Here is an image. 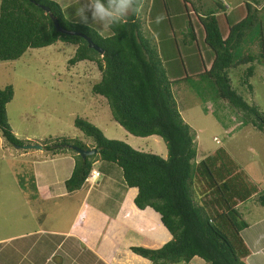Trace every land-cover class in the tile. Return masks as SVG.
I'll list each match as a JSON object with an SVG mask.
<instances>
[{"label":"rangeland","instance_id":"1","mask_svg":"<svg viewBox=\"0 0 264 264\" xmlns=\"http://www.w3.org/2000/svg\"><path fill=\"white\" fill-rule=\"evenodd\" d=\"M55 1L62 6L69 22L86 25L103 36L109 35L108 28L93 21L90 13H85L87 19L78 15L80 8L87 7L88 0ZM186 1L142 0L138 20L144 35L157 48L168 78L173 82L172 92L178 109L195 135L197 158L205 154V158L213 157V170L218 164L219 169L225 168L227 171L228 167H223L226 161L231 169H238L230 183L231 188L237 191L234 197L229 196V206L232 208L244 196L248 199L255 193L258 190L257 181L264 177V133L251 124L242 126L244 119L236 109L226 101L215 98L211 79L200 76L205 69H211L215 54L205 45V32L199 19L215 13L220 31L226 36L229 26L245 19L246 4L249 3L258 11L256 16L259 20L254 28L259 34L261 29L264 36V0ZM190 22L197 37L196 43L192 44L187 35ZM241 48L242 55L251 53L257 57V61L232 67L228 69V75L233 89L264 115V59L259 57V40L254 38L243 42ZM75 51V46L58 43L48 48L29 49L16 61L0 62V89L11 86L14 90V98L7 105L8 122L14 135L21 141L41 147L63 140H78L91 145L92 141L86 139L74 125L75 119L80 118L100 129L109 140H118L138 151L167 158L166 144L160 137L136 138L113 120L106 100L92 92L93 86L101 79V72L95 63L87 61L70 66L68 61ZM251 65L255 66V74L248 81L252 87L250 90L244 80L246 69ZM187 76L188 80H183ZM73 154L70 149L60 153L44 149L24 151L9 144L0 131V264L46 262V257L53 251V247L46 244L48 237L32 236L37 232L35 228L43 222V214L40 220L37 219L40 209L34 203L37 190L33 180L37 181L36 175L41 172H51V178L66 177L69 172L64 167L68 164V169L72 168L71 159L75 161ZM219 172L223 174L222 170ZM248 173L252 175L249 177ZM199 177L195 176L194 179V200L205 207L208 202L206 196L214 199L215 209L207 210L209 216H214L225 207L219 193L223 189L217 190L215 187L212 190ZM116 183L113 180L102 186L107 191L105 202H102L104 208L111 212L121 210L127 204L132 208L137 191L128 189L124 190L127 193H119L112 187ZM200 184L205 185L207 193L200 190ZM261 186L264 187V183ZM74 194L59 200L57 206L42 208V211L49 210L43 211L45 219L41 228H57L58 225L67 224L76 210L73 201L76 202L78 197ZM95 199L92 197V201ZM108 209L104 211L108 212ZM63 216H66V221L60 222ZM24 232L27 233L24 239L17 237L16 241L5 243L11 236ZM161 234L156 231L150 237L156 238ZM203 264L207 263L203 261Z\"/></svg>","mask_w":264,"mask_h":264},{"label":"trees","instance_id":"2","mask_svg":"<svg viewBox=\"0 0 264 264\" xmlns=\"http://www.w3.org/2000/svg\"><path fill=\"white\" fill-rule=\"evenodd\" d=\"M141 5L142 0H133L126 19L107 26L109 35L103 36L86 25L69 22L62 6L55 0H0V62L16 61L29 49L48 48L58 43L75 46L76 51L68 64L75 66L87 61L97 65L102 76L92 92L106 100L113 120L131 136H157L164 141L166 159L138 151L127 143L109 140L100 129L77 118L75 127L92 141L91 145L78 140H63L43 147L52 153L65 149L74 152L75 166L71 177L65 182L69 192L84 187L94 164L99 161L105 167V174H120L124 186L137 191L134 205L138 210L150 209L158 215L172 240L161 249L132 248L133 253L153 264H189L194 258L207 264H246L244 260L251 252L241 232L248 225L237 210L229 206V196L234 197L233 194L237 193L231 188V177L225 168H211L214 165L211 164L213 157L196 164L198 152L195 135L181 116L172 92L173 82L168 78L157 48L142 32L138 20ZM246 10L245 19L230 27L226 39L222 36L215 13L200 17L205 45L215 54L211 69H205L200 76L211 79L215 98L226 101L236 109L244 119L242 126L251 124L264 133V115L233 89L228 75V69L232 67L257 61V57L251 53L242 55L243 42L254 38L259 40V57L264 59V36L261 29L259 34L254 28L259 20L256 16L258 11L249 3ZM51 16L63 29L91 39L104 54L100 55L90 48L83 37L58 32ZM187 35L191 44L196 43L191 22ZM254 74L255 66L251 65L246 69L244 80L250 90L252 87L248 81ZM13 98L11 86L0 89L2 137L14 147L29 145V141L19 140L9 125L7 105ZM75 147L86 151L96 149L98 152L83 159L73 150ZM221 170L223 174H220ZM198 175L199 180L203 179L212 190L215 187L217 190L223 189L219 193L225 207L214 216H209L206 208L194 200V179ZM204 187L201 185L200 190L207 193ZM258 202L264 206V191L259 194ZM214 203L213 199L206 206Z\"/></svg>","mask_w":264,"mask_h":264},{"label":"crops","instance_id":"3","mask_svg":"<svg viewBox=\"0 0 264 264\" xmlns=\"http://www.w3.org/2000/svg\"><path fill=\"white\" fill-rule=\"evenodd\" d=\"M206 156L205 154L204 157L197 158L196 164L210 157L205 158ZM164 159L166 158L164 157ZM71 161L73 162H71L72 168L70 170L68 169V164L64 167L66 172H69L66 177L51 178V172H41L36 175L37 181L33 180L37 190L34 203L40 209L37 219L40 220L43 214V222L45 219L43 211H48L49 208L43 211L42 208L52 205L57 206L60 203L59 200L72 196L74 193L78 197L76 202L73 201L76 204V210L71 214L65 226L58 225L57 228H41L42 222L41 225L35 228L37 232L28 234L29 236L34 233L33 237H48L46 244L53 247V251L46 257L44 264H153L148 259L133 253L131 249L158 250L172 240V236L162 226L158 215L150 209L138 210L134 205V200L133 209L129 207V204L116 212H111L108 208H104L102 202H105V192L107 191L102 189L103 185L116 180L117 183L112 187L117 192L127 193L126 191L129 188L124 186L120 174L119 176L117 174L112 176L111 174V177L109 172L105 174L103 172L105 167L101 166L99 161L94 164L93 169L101 173L100 179L102 181L98 182V185L93 188L90 186L88 188V185L85 184L82 189L69 192L65 187V182L71 177L72 169L75 166L73 158ZM224 166L228 167L227 171L231 179L237 175V167L231 169L228 166V161H226ZM218 168L219 165L217 164L216 169ZM248 175L250 177L252 174L248 173ZM231 179L230 182L232 181ZM262 179L257 181L258 190L255 193L251 194L248 199L244 196L239 203L234 205V209L237 210L248 225L241 232L242 239L251 252L250 256L244 260L246 264H264V206L258 202L259 194L264 191V187L261 186L264 183ZM45 189L47 191H44ZM92 197L96 199L92 201ZM206 199L211 201L208 196H206ZM215 207V203L208 207L205 206L206 210H214ZM105 209L109 211L105 212ZM65 219L66 216H63L60 222L66 221ZM156 231H160L162 234L156 238L150 237ZM163 234V239H161ZM17 237L24 239L27 237V233L11 236L5 240V243L12 240L16 241ZM189 264H203V260L194 258Z\"/></svg>","mask_w":264,"mask_h":264},{"label":"clouds","instance_id":"4","mask_svg":"<svg viewBox=\"0 0 264 264\" xmlns=\"http://www.w3.org/2000/svg\"><path fill=\"white\" fill-rule=\"evenodd\" d=\"M132 3L133 0H107V4L105 3V0H88L87 7L80 8L78 10V15H80L84 19H87L85 13H90L93 21L100 22L102 25L107 27L112 24H116L125 20L129 9L132 7ZM228 34L225 36V38L222 34L223 38L226 39ZM23 146H27V145H23ZM23 146H19L20 149H22L21 147ZM31 150H35V149H31ZM93 171H97V170L93 169L90 175L92 174ZM90 175L87 177L85 184L93 188L94 186L98 185V180L100 177L95 181V185L94 184L92 185V183L88 181Z\"/></svg>","mask_w":264,"mask_h":264},{"label":"water","instance_id":"5","mask_svg":"<svg viewBox=\"0 0 264 264\" xmlns=\"http://www.w3.org/2000/svg\"><path fill=\"white\" fill-rule=\"evenodd\" d=\"M45 11L49 12V9L45 8ZM51 19H52V21H53V23H54V25H55V27H56V29H57L58 32L63 33V34H69V35H75V36L83 37V38L88 42L90 48H92V49H94L95 51H97L98 53H100V55H103V54H104L103 50H101L98 46H96V45L92 42L91 39L85 37V36L82 35V34L67 31V30L63 29V28L59 25L58 21H57L54 17L51 16ZM19 148H20V147H19ZM21 148H22L23 150H31V149L42 150V147H41V146H38V145H27V146H23V147H21ZM73 150H75V151H76V152H77V153H78L83 159H86L87 157L94 156V155H96L97 152H98L96 149H94V150H92V151H86V150H82V149L77 148V147L73 148Z\"/></svg>","mask_w":264,"mask_h":264},{"label":"built area","instance_id":"6","mask_svg":"<svg viewBox=\"0 0 264 264\" xmlns=\"http://www.w3.org/2000/svg\"><path fill=\"white\" fill-rule=\"evenodd\" d=\"M217 143H219L218 139H214ZM100 177V173L98 171H93L92 174L90 175L88 181L92 183V185H95V181Z\"/></svg>","mask_w":264,"mask_h":264}]
</instances>
